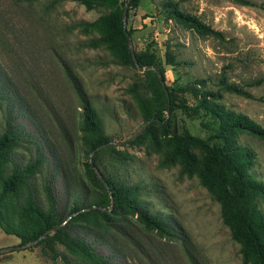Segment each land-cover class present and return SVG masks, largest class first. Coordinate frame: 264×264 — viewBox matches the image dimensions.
<instances>
[{
    "label": "rangeland",
    "instance_id": "1",
    "mask_svg": "<svg viewBox=\"0 0 264 264\" xmlns=\"http://www.w3.org/2000/svg\"><path fill=\"white\" fill-rule=\"evenodd\" d=\"M250 1L138 0L128 10L132 48L155 54L174 105L168 116L178 132L187 129L213 142L210 136L217 123L202 111L193 114L182 106L197 104L187 86L203 81L200 87L216 90L222 74L253 97L222 92L221 103L264 127V0ZM167 3L222 31L225 39L182 28L168 17ZM125 4L121 0L123 8ZM108 11L104 5L87 9L78 0H0V133L10 130L17 138L8 148L3 172L9 174L15 165L23 171L38 160L40 172L22 174L36 187L44 213L51 204L44 189L49 187L61 220L58 228L69 220L74 190L83 204L102 198L103 189L82 169L92 151L87 144L90 135L81 126L84 108L94 109L109 141L130 138L148 121L139 103L150 94L144 71L122 63L102 31L91 24ZM167 44L173 65L166 63ZM237 138L254 151L251 173L264 182V140L246 131ZM100 149L96 168L133 187L140 203L119 209L122 219L113 227L85 216L66 226L65 234L83 240L105 264H251L223 221L219 202L196 173L184 171L177 160H167L170 144L159 122L150 121L125 144ZM192 151L201 165V149L193 146ZM75 165L82 171L72 173ZM20 205L17 191L0 201L14 230L8 234L0 226V248H6L0 251V264H65L44 254L42 244H31L45 222L31 223ZM259 207L264 212L261 202ZM147 212L161 218V227L143 229L141 215ZM55 232L53 227L39 236ZM54 246L77 264H94L81 251H69L58 241Z\"/></svg>",
    "mask_w": 264,
    "mask_h": 264
},
{
    "label": "trees",
    "instance_id": "2",
    "mask_svg": "<svg viewBox=\"0 0 264 264\" xmlns=\"http://www.w3.org/2000/svg\"><path fill=\"white\" fill-rule=\"evenodd\" d=\"M87 9L95 6L104 5L109 11L100 15L91 24L102 31L104 39L109 43L115 56L125 64L133 63L127 38L123 29L122 13L123 7L121 0H78ZM138 0H125L127 13L131 7L137 5ZM240 4L250 5V0H234ZM168 17L182 28L191 30L199 35H208L219 40H224L225 35L222 31L216 30L203 22L195 15L184 13L171 4ZM129 35L132 33L127 29ZM166 63L173 65L174 56L170 45L167 44ZM136 58L142 66H152L147 68L143 74L149 83L150 94L139 98L141 110L146 120L159 122L161 133L170 144L167 160H177L181 168L189 173H196L200 183L214 196L220 204V211L223 221L229 226L231 236L240 244L241 253L250 260L251 264H264V212L259 207V202L264 205V182L255 178L251 173L254 166L255 153L248 146L238 142L239 132L246 131L264 140V127L250 118L248 115L230 110L221 103L222 92H231L245 97L252 98L253 95L242 85L230 82L225 74H222L217 84L216 90L200 87L203 81L193 82L188 87L197 100L192 108L183 105L184 109H191V113L199 114L200 111L209 115L217 123L216 132L212 134L209 142L191 134L187 129L183 132L178 130L171 123L168 114L172 113L174 105L166 95L168 86L164 83V73L157 67L155 54L149 51L136 52ZM162 76V78L159 77ZM199 85V87H197ZM169 96V94H168ZM169 105V112L166 109ZM81 126L84 132L90 135L87 142L90 150L100 144L108 142V138L103 134L96 113L92 107H85L82 112ZM147 127V126H146ZM144 131V130H143ZM14 132L5 130L0 133V173L2 175V188L0 190L1 199L11 191H17L21 196L20 209L22 214L31 223L38 225L41 219L45 226L39 233L33 235V239L39 237L44 230L57 226L58 220L51 198V192L47 185L44 186L50 206L45 213L42 205L39 204L38 193L29 181L27 171L40 172L37 162L29 163L23 171L20 166L15 165L9 174L4 173V164L9 161L8 148L16 140ZM107 146V145H106ZM193 146H198L202 153V164H199L197 155L192 151ZM102 149L98 150L92 158V164L97 167L95 158ZM89 161L84 162L83 173L87 175L96 185L103 189L101 199L92 203L83 204L78 201L76 191L72 192L74 204L69 210V220L67 223L56 228V232L51 236H44L37 241V245H43L42 252L50 254L51 258L59 257L65 264H77L65 253L57 250L54 246L55 241L62 243L69 251H81L88 256L94 264H105V262L90 253V248L83 240L74 239L64 233V228L74 221H80L85 216L91 217L92 222L100 221L103 227L110 228L115 225L120 218L125 204H139V199L133 187L125 183L116 181L111 175L101 172L102 177L108 183L111 193L109 194L100 178L95 173ZM72 173L81 172V167L77 165L71 168ZM113 200L112 208L106 209V205ZM88 208V209H87ZM143 229L148 230L151 226L161 227V218L152 212L141 215ZM0 226L8 234H14V230L0 208ZM187 239V238H186ZM188 241V240H187Z\"/></svg>",
    "mask_w": 264,
    "mask_h": 264
},
{
    "label": "water",
    "instance_id": "3",
    "mask_svg": "<svg viewBox=\"0 0 264 264\" xmlns=\"http://www.w3.org/2000/svg\"><path fill=\"white\" fill-rule=\"evenodd\" d=\"M126 16H127V4H125V7L123 9V13H122V21H123V29H124V32H125V35H126V38H127V44H128V47H129V50H130V54H131V57H132V60H133V63L135 64L136 68L140 71V72H143L144 70H146L147 68H153L152 66H142L138 63L137 61V58H136V52L134 51V49L132 48V40H131V37L129 35V33L127 32V29H126V23H127V20H126ZM160 78H162L161 75H159ZM166 95L167 97L169 98L168 96V92L166 91ZM166 112H169V105L166 109ZM151 120H148L147 122H145V124L142 126V128L136 132L133 136H131L130 138L126 139V140H123V141H113V140H110L106 143H103V144H100L98 145L97 147H95L89 154V157H88V161L92 164V156L93 154L101 147H104L106 145H110V144H117V145H122V144H125L133 139H135L136 137H138L142 132L143 130L146 128V126L150 123ZM92 167L94 168L95 170V173L97 174V176L100 178V180L102 181L103 185L105 186L106 190L108 191V193L110 194L111 193V190L109 188V185L108 183L105 181V179L102 177V174L100 172V170L98 168H96L93 164H92ZM113 206V200H111V206L110 208H112ZM110 208H102L103 210H109ZM88 209V208H87ZM58 227L55 226L54 227V230ZM44 236H39L38 238H36L35 240H33L31 242L32 243H35L37 242L39 239L43 238ZM4 249L6 248H0V251H3Z\"/></svg>",
    "mask_w": 264,
    "mask_h": 264
}]
</instances>
